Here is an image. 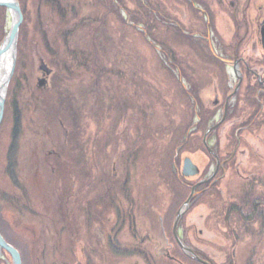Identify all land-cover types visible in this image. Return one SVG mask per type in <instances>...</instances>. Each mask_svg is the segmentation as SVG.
<instances>
[{
	"label": "rangeland",
	"instance_id": "374dc122",
	"mask_svg": "<svg viewBox=\"0 0 264 264\" xmlns=\"http://www.w3.org/2000/svg\"><path fill=\"white\" fill-rule=\"evenodd\" d=\"M18 1L0 220L23 264H69L74 250L86 264H135L142 239L165 252L185 226L211 264H264V218L251 212H264V0ZM12 22L0 6V46ZM196 93L219 110L200 131ZM185 159L199 167L187 183L206 178L195 195L177 177ZM138 207L121 251H102L117 211ZM0 264H12L3 250Z\"/></svg>",
	"mask_w": 264,
	"mask_h": 264
},
{
	"label": "flooded vegetation",
	"instance_id": "af4514ba",
	"mask_svg": "<svg viewBox=\"0 0 264 264\" xmlns=\"http://www.w3.org/2000/svg\"><path fill=\"white\" fill-rule=\"evenodd\" d=\"M260 42L264 48V21L260 23ZM234 63L238 62V65L241 66V62L238 58H236L235 56L233 57L232 60ZM43 79V78H42ZM44 83L46 82L45 79L42 80ZM40 81V82H41ZM208 138V136H207ZM206 141V139H205ZM204 143V142H203ZM124 147H121V149L123 150ZM211 150H209L210 152ZM187 159L184 160V163L182 162V170L180 173L177 174V177L180 179L181 182L184 181V185H189L191 188H194L197 184H199L200 182H204L206 180L205 177L203 178H199V181H196V183H192L188 182L189 177L192 178H196L198 175L197 169L199 167H197V165L194 164V162L192 161V163L197 167H188L185 168V161ZM216 160V157H215ZM208 179V178H207ZM214 181V180H213ZM212 181V182H213ZM211 182V185H212ZM206 184H201L199 186H196L197 188H195V190L193 191V189H191V194H196L198 192H201V189L203 186H205ZM210 185V184H209ZM188 187V186H187ZM136 207H134L135 209ZM118 212V217H117V222H113V230L114 233L112 235V237L109 238V233H106L102 231V237H98L97 240V245L101 244L103 245V249L102 251L105 250V247H115V249H117V251H121V245H125V243L121 240V232L123 233L126 229H130V230H135V227H137L138 223H139V207H138V214L136 215V213L134 212V215L131 216V211L128 213V215L125 214V212L123 210L121 211H117ZM104 219L106 222H103L102 224L109 225L110 221L109 220V213L104 215ZM183 220V218H182ZM179 221V224L177 226V230L179 229L180 223L184 224L185 221ZM103 225V226H104ZM151 230V229H150ZM97 236H99V234H96ZM119 236V237H118ZM151 237V236H150ZM171 239V243L169 242L170 240L167 239L168 245H169V249L165 250V252H159V248L157 246V244H152L153 242L149 243L146 241V239H142V242L139 243V249L138 250H133L131 252V256H133L134 260H135V264H159L160 262L164 264H185V262L189 263L192 262L193 264H205V262H208L211 264L210 259L208 258L209 256L206 255L202 249L199 248V243H203L205 242L203 239L201 238H193L192 235V228H187L186 226L183 229V235L181 237H175L173 236ZM170 243V244H169ZM154 248H153V246ZM183 247H182V246ZM149 246V249L147 248ZM176 248V249H175ZM170 250L176 251V253L172 254ZM91 252V251H90ZM134 253V254H132ZM87 259H91L92 258V252L91 254L87 253L86 255Z\"/></svg>",
	"mask_w": 264,
	"mask_h": 264
},
{
	"label": "water",
	"instance_id": "95a60500",
	"mask_svg": "<svg viewBox=\"0 0 264 264\" xmlns=\"http://www.w3.org/2000/svg\"><path fill=\"white\" fill-rule=\"evenodd\" d=\"M0 6L7 8L13 17V22H12L10 32H9L8 36L6 37V39L4 40V42L2 43V45L0 46V61H1V57L7 51H11L12 58H13L12 67H11V71L9 73V77L5 81V83L0 84V125H1V123L3 121V117H4V112H5L7 88H8L9 82L13 76L15 66H16V50H17L19 28H20V24H21V20H22V12H21V8H20L18 0H0ZM236 64H238V62ZM215 128H217V127H215ZM214 129H210L208 131V133H210ZM207 136L208 135L206 134L205 139L207 138ZM216 159H217V163L219 164V160L217 157H216ZM188 167H194L197 169V167L192 163V161L190 159H187L185 161V168H188ZM195 188L193 189V191L195 190ZM192 196L193 195H191L189 200L187 201L186 207L188 206V203H189L190 199L192 198ZM182 214H183V212H180L178 214V217H177L175 225H174L175 230H177V226L179 224V221L181 219ZM0 250L1 251L5 250L9 254V256L11 257V260H12V264H23L20 252L3 238L1 232H0ZM205 264H207V263H205Z\"/></svg>",
	"mask_w": 264,
	"mask_h": 264
},
{
	"label": "trees",
	"instance_id": "16d2710c",
	"mask_svg": "<svg viewBox=\"0 0 264 264\" xmlns=\"http://www.w3.org/2000/svg\"><path fill=\"white\" fill-rule=\"evenodd\" d=\"M149 2H150V4H151V1L149 0ZM49 4L50 5H52V6H54L55 4V6H59V4L57 3V2H55V4L53 3H51V2H49ZM126 8V7H125ZM159 10V9H158ZM60 15H61V17H64V16H66L67 15V11L66 10H62V9H59V12H58ZM151 15L153 14V13H150ZM148 16H150L149 14H148ZM139 18V17H138ZM152 18H153V16H152ZM148 20V22L146 23L147 24V28H149V29H151L150 30V33H151V36L152 37H154V34L152 33V29L154 30L155 29V26H154V28L151 26L152 25V23L154 22V20H152V19H146V21ZM139 21H141L140 19H139ZM145 22V21H144ZM160 45H162L160 42H158ZM162 48L165 50V48H166V45L165 44H163L162 45ZM213 57V56H212ZM213 59H214V61L216 62V63H218V64H220V65H222L223 67H225V63L224 62H222L220 59H217V58H215V57H213ZM17 67H18V63H17ZM251 87H253L252 85H250ZM195 97L197 98V101H198V103H199V105H198V119H199V123L197 124V131H200V130H204L205 129V125H207V123L211 120V118H213V116L215 117V115H216V112H217V109L216 110H214V111H212L211 109H209L208 107H205L204 106V103L202 102V100H201V98L199 97V95H198V93H196L195 94ZM195 117V116H194ZM249 123V121H247V123L246 122H243V124H242V126H240V127H242V128H244V127H246L247 128V124ZM190 126L191 125H189L188 126V128H186L187 130H190ZM194 128V126L192 125L191 126V129H193ZM186 130V131H187ZM226 160V159H225ZM229 160V159H228ZM227 160V161H228ZM223 162V161H222ZM226 162V161H225ZM17 206H18V202H17ZM262 210L263 209H261V208H258V209H256V210H252L251 212H252V215L254 216L253 218H254V220H260V219H262V218H264V212H262ZM243 217V216H242ZM262 217V218H261ZM241 218V217H240ZM253 220V219H252ZM261 221V220H260ZM1 224H2V222H1V220H0V231H1V233H2V235L5 237V235H4V231H2V226H1ZM3 225V224H2ZM4 227V226H3ZM73 243H75V245H76V247H78V243H79V240H76L75 239V241H73ZM10 244H12L13 246H15L16 247V245L15 244H13V243H11L10 242ZM79 249V252H80V254L81 255H84V250L82 251L81 250V248H78ZM3 254L4 255H6V256H8V253L5 251V250H3ZM78 253H76V251L74 250V252H73V256H74V259H72L71 261H70V263L69 264H86V263H84V262H82V261H80V259H79V257H78V255H77ZM80 255V256H81ZM35 261L38 263V258L37 259H35ZM41 261V260H40ZM86 262V261H85ZM28 262H25L24 261V264H27Z\"/></svg>",
	"mask_w": 264,
	"mask_h": 264
},
{
	"label": "bare ground",
	"instance_id": "6f19581e",
	"mask_svg": "<svg viewBox=\"0 0 264 264\" xmlns=\"http://www.w3.org/2000/svg\"><path fill=\"white\" fill-rule=\"evenodd\" d=\"M12 62H13L12 53H11V51H7L1 57V61H0V84L5 83V81L8 79L9 73H10L11 67H12ZM232 102L233 101L231 99L229 102H227L223 105V107H222V116L223 117H225L226 114L228 113V109L230 108V104ZM217 112H216V114H217Z\"/></svg>",
	"mask_w": 264,
	"mask_h": 264
}]
</instances>
